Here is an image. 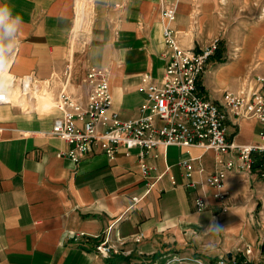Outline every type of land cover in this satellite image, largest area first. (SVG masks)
Masks as SVG:
<instances>
[{
	"label": "crops",
	"instance_id": "obj_1",
	"mask_svg": "<svg viewBox=\"0 0 264 264\" xmlns=\"http://www.w3.org/2000/svg\"><path fill=\"white\" fill-rule=\"evenodd\" d=\"M3 3L22 16L24 25L17 36L0 40V62L12 58L11 72L33 74L39 87L55 77L50 84L54 102L66 69L67 90L85 102L84 79L95 65L108 70L120 116H137L144 99L141 75L150 72L159 79L165 69L166 25L179 31L185 48L199 50L213 37H223L221 57L211 58L199 80L201 92L217 103L225 90L245 82L253 66L264 72V12L257 20L236 16L228 31V11H253L264 7V0H94L88 33H74L81 29L76 0ZM162 3L175 9V20L164 18ZM235 47L239 56L224 59L223 53ZM29 107L0 104V264H197L195 259L215 264L221 257L245 256L264 261V179L256 174L257 159L253 174L228 173L230 207L224 211L216 189L205 183L216 168L213 150L155 148L147 160L151 174L163 176L148 191L137 149L126 155L120 148L114 159L90 153L76 163L59 154L69 144L41 134L51 129L60 110ZM226 125L229 140L258 141L257 119L229 113ZM189 157L195 159V187L187 185L181 164ZM198 195L206 199L203 210L196 207ZM212 225L219 231L206 232ZM107 233L116 246L109 256L96 248Z\"/></svg>",
	"mask_w": 264,
	"mask_h": 264
},
{
	"label": "built area",
	"instance_id": "obj_2",
	"mask_svg": "<svg viewBox=\"0 0 264 264\" xmlns=\"http://www.w3.org/2000/svg\"><path fill=\"white\" fill-rule=\"evenodd\" d=\"M225 1L220 0V3L224 4ZM161 7L164 18L175 20L176 11L172 6L162 3ZM77 17L76 0V19ZM81 31L82 29L74 30V33ZM178 34V30L169 25L164 26L166 50L162 55L166 59L165 69L159 79L150 72L141 75L140 91L144 93V99L137 116L124 119L113 107L107 69L95 65L88 67L84 79L88 88L85 102L67 90L70 71L66 69L64 86L55 99V106L61 113L55 118L51 129L41 131V134L60 138L69 144V148L59 154L76 163L90 153H103L114 159L120 148L125 149L126 155L137 149L139 167L147 179L148 191L163 176V173L154 176L151 174L152 167L147 156L155 148L179 145L211 149L216 154V168L207 175L205 183L216 189L215 197L222 202L223 210L227 211L230 203L227 201L228 193L225 188L229 172L253 174L258 161L259 170L256 174L264 179V75L249 73L237 90H225L221 102L217 103L201 92L199 80L211 58L220 49L223 37H213L197 50L183 47ZM238 56V47L223 53V58L227 60L236 59ZM12 63V58L0 62V104L22 106L13 100L12 89L15 87H20L24 94H29L28 87L33 92L50 93V84L55 77L39 87L33 74L17 76L12 73ZM229 113L240 118L257 119L261 124L258 141L237 144L234 140H229L226 125ZM194 160L189 157L181 163L185 167L187 185L193 187L197 185V181L192 178ZM171 180L172 183L176 182L173 176ZM195 204L198 210L206 208L205 197L198 195ZM96 248L102 255L109 256L116 246L111 243L107 233ZM124 252L130 253V250ZM250 252L251 249L248 248L246 255ZM195 260L197 264H210ZM215 264H264V261L254 262L247 256L242 259L221 257Z\"/></svg>",
	"mask_w": 264,
	"mask_h": 264
},
{
	"label": "bare ground",
	"instance_id": "obj_3",
	"mask_svg": "<svg viewBox=\"0 0 264 264\" xmlns=\"http://www.w3.org/2000/svg\"><path fill=\"white\" fill-rule=\"evenodd\" d=\"M91 0H77V19H76V27H83L87 20L86 17L88 16L87 13L90 7ZM6 78V75H4ZM29 94H24L21 92L20 87H15L12 89L13 100L15 103L21 104L23 107L31 106L33 108H42L44 110L51 109L54 107L55 102L51 98L50 93H38L33 92L31 87L27 88Z\"/></svg>",
	"mask_w": 264,
	"mask_h": 264
},
{
	"label": "clouds",
	"instance_id": "obj_4",
	"mask_svg": "<svg viewBox=\"0 0 264 264\" xmlns=\"http://www.w3.org/2000/svg\"><path fill=\"white\" fill-rule=\"evenodd\" d=\"M24 21L21 15L14 14L12 7L3 3L0 4V40L4 37H15L23 28ZM219 227L216 225L210 226L206 232H217ZM171 264V262H170Z\"/></svg>",
	"mask_w": 264,
	"mask_h": 264
},
{
	"label": "rangeland",
	"instance_id": "obj_5",
	"mask_svg": "<svg viewBox=\"0 0 264 264\" xmlns=\"http://www.w3.org/2000/svg\"><path fill=\"white\" fill-rule=\"evenodd\" d=\"M262 8L261 7L260 8H254L253 11H251L249 9H246L244 11H240L238 9L237 10L235 9V11H228V13L231 15V18H232L230 20L229 25H228V31L230 30V28L233 27L234 23H231V22L235 21L236 16H238V17L241 16V18H243V19H249V18L251 19L253 17V15H255V20H257L260 17L261 13L263 15V12H264L263 9L264 8L263 9ZM93 13H94L93 0H91L90 1V7H89V13H87L88 16L86 17L87 22L85 25H82L83 27L77 28V29H79V28L82 29L81 33L82 32L88 33L90 31L92 20H93V16H92ZM224 49H225V47H224ZM251 74H263L264 75V72L255 70L254 66H253L251 68ZM29 108L32 109V107H29ZM263 224H264V222H263ZM229 259H231V258H229Z\"/></svg>",
	"mask_w": 264,
	"mask_h": 264
},
{
	"label": "trees",
	"instance_id": "obj_6",
	"mask_svg": "<svg viewBox=\"0 0 264 264\" xmlns=\"http://www.w3.org/2000/svg\"><path fill=\"white\" fill-rule=\"evenodd\" d=\"M221 53H222V51L219 49L215 56H218V58H220L221 57ZM263 249H264V244H263Z\"/></svg>",
	"mask_w": 264,
	"mask_h": 264
}]
</instances>
